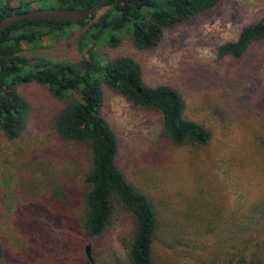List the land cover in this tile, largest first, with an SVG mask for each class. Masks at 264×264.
I'll use <instances>...</instances> for the list:
<instances>
[{"label":"rangeland","instance_id":"rangeland-1","mask_svg":"<svg viewBox=\"0 0 264 264\" xmlns=\"http://www.w3.org/2000/svg\"><path fill=\"white\" fill-rule=\"evenodd\" d=\"M106 10L100 9L97 17ZM263 13L264 0H222L164 29L159 44L149 50H137L129 33L116 48L97 47L106 60L127 56L137 61L147 85L177 89L185 101V118L210 133L205 145H174L162 137L156 114L134 108L103 88L104 114L117 138V165L148 196L166 233L176 231L173 238L160 237L154 244L155 264H226L245 248L238 240L224 239L229 228L241 227V216L264 201V41L240 59L220 60L216 49L235 41ZM82 32L73 26L58 39L42 40L39 48L24 47L23 55L77 62L82 58L78 49ZM17 90L28 102L29 112L16 138L0 132V227L4 221L7 242L16 240L10 250L22 254L23 236L9 233L7 226L16 207L29 199L21 177L42 165L53 168L59 157L46 136L47 118L57 106L48 88L28 83ZM132 228L131 215L120 207L103 236L84 244L70 242L60 225L51 224L48 230L55 249L35 248L15 262L85 264L86 259L91 264H127L122 240ZM180 229L185 242L179 239ZM251 231L243 236L250 233L251 244L260 246L264 262V227Z\"/></svg>","mask_w":264,"mask_h":264},{"label":"trees","instance_id":"trees-1","mask_svg":"<svg viewBox=\"0 0 264 264\" xmlns=\"http://www.w3.org/2000/svg\"><path fill=\"white\" fill-rule=\"evenodd\" d=\"M97 1L0 0V21L12 14L37 9H87ZM221 1L107 0L102 7L107 10L98 17L97 11L77 23L21 20L2 33L0 132L14 139L25 127L29 104L18 93V86L28 83L45 86L57 105L47 118L46 136L56 146L53 150L59 158L53 168L46 164L32 169L27 176L22 175V188L29 193V199L16 207L13 222L7 226L9 233L23 236L24 246L22 254L10 250L16 240L7 242L3 233L6 223L2 221L0 264H16L15 261L25 258L35 248L54 250L55 243L48 230L51 224L60 225L69 241L76 245L95 240L110 227L118 207L133 219L132 231L122 240L127 264H155L154 244L160 237L164 241L173 238L176 231L166 233L148 196L135 188L117 165V138L104 114L103 88L120 95L134 108L156 114L162 137L174 145H205L210 133L204 126L185 118V101L177 89L169 85H147L137 61L127 56L106 60L97 53V47L105 44L116 48L129 33L137 50H149L159 44L164 29L212 9ZM73 26L83 31L78 44L81 60L54 62L23 55L26 49L41 47L46 38L62 37ZM263 41L264 13L243 28L235 41L218 46L216 56L220 60L240 59ZM238 221L241 227L229 228L224 241L238 240L245 248H240L239 254L226 264H264L260 246L251 244L249 239L252 228L264 227V201ZM247 230L249 236H243ZM179 232V239L185 242V232L183 229ZM84 262L91 264L86 259Z\"/></svg>","mask_w":264,"mask_h":264},{"label":"water","instance_id":"water-1","mask_svg":"<svg viewBox=\"0 0 264 264\" xmlns=\"http://www.w3.org/2000/svg\"><path fill=\"white\" fill-rule=\"evenodd\" d=\"M107 0H98L94 5L87 9H68V8H47L29 11L27 13H18L6 16L0 21V36L14 23L21 20H57L70 23L80 22L97 11H99ZM86 254L89 259L88 247Z\"/></svg>","mask_w":264,"mask_h":264}]
</instances>
